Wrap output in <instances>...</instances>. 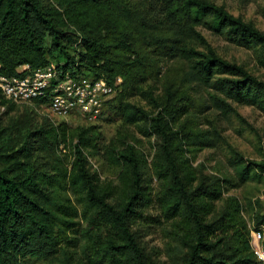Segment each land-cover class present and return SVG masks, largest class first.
<instances>
[{"label": "trees", "instance_id": "trees-1", "mask_svg": "<svg viewBox=\"0 0 264 264\" xmlns=\"http://www.w3.org/2000/svg\"><path fill=\"white\" fill-rule=\"evenodd\" d=\"M198 26L260 50L264 68V33L215 0H0V76L53 62L121 86L126 97L139 93L152 113L119 99L116 120L143 124L155 140L148 161L132 144L104 142L95 125L71 130L46 118L39 125L28 110L0 120V264H153L138 234L150 217L163 224L172 264H262L250 232L264 226V201L224 194L264 184V150L252 161L230 149L232 173L216 175L184 154L190 144L225 142L222 122L242 120L236 107L264 113V81L217 56ZM162 57L185 62L187 71L183 85L163 82L155 95L144 86L160 74L154 65ZM182 86L203 94L192 98ZM4 106L8 117L15 105L0 92ZM86 153H102L114 181H100Z\"/></svg>", "mask_w": 264, "mask_h": 264}, {"label": "rangeland", "instance_id": "rangeland-1", "mask_svg": "<svg viewBox=\"0 0 264 264\" xmlns=\"http://www.w3.org/2000/svg\"><path fill=\"white\" fill-rule=\"evenodd\" d=\"M45 3L48 0H44ZM53 2V1H52ZM216 4L222 5L227 12L235 17H240L245 22L251 23L255 28L264 33V0H215ZM54 3V2H53ZM196 31L201 34L208 45L220 58L241 65L250 74L264 81V68L260 64L262 60L261 51L256 48L245 49L237 47L234 44L228 42L223 36L214 34L212 31L207 30L202 26H198ZM199 50H203L202 46L193 43ZM152 51L148 52L151 53ZM153 59H159L157 56H153ZM159 64L154 65V69L159 71L160 74L154 80H148L145 82L144 89L153 87L155 89V95L160 94L161 86L163 82L170 81L175 83L176 87L182 84V77L187 71V64L179 60H164L160 58ZM21 68L18 69L20 71ZM161 80V81H160ZM121 80L118 81L120 83ZM193 87V86H192ZM182 90H186L187 93L193 98V96H200L203 94V90L198 88H191L188 86L180 87ZM121 86L113 90L112 95L108 98L109 102L105 104L104 115L111 117L109 121L96 120L93 122H87L83 119H60L52 116L47 112L45 107L39 103H14L15 110L9 113V116H4L2 113L6 106L0 107V120L5 124L9 117H17L23 114L25 111H32V120L41 124L44 119H48V123L58 125L61 122H65L72 130L79 126L95 125L98 129V133L106 143L116 144H132L135 149H138L144 155H146L148 161L151 160L154 148L155 140L152 137L147 136L144 130L143 124L139 126L126 125L122 121H118L116 116V103L119 99L127 100L131 103H135L137 106L152 113L151 106L148 102L139 94L135 96L121 94ZM135 93L136 90H131ZM237 113L242 120L235 117H231L229 120L223 121L221 124V137L225 142L217 143V147L213 149L202 148L194 144L186 146L188 150L184 155L192 159V164L195 168L199 169L204 174L216 175L218 172L232 173L231 167V152L239 153L244 157V160L257 161L260 159L261 151L264 150V113L255 107L240 106L236 107ZM229 145V148L227 147ZM62 159L71 160L69 149L60 150L59 153ZM87 155V153H86ZM88 161L91 165L92 171L98 174L100 181L106 182L114 181L115 169L108 165L106 158L101 153L96 157L87 155ZM155 188V183L152 184ZM234 196L241 201L250 200L255 201L260 199L264 201V184L248 183L241 188L227 191L224 197ZM155 212L151 210L149 214L155 216ZM244 217L248 223H251L249 214L244 213ZM252 225V224H251ZM163 224H157L153 218H148L147 221L142 222L139 225V236L141 244L144 246L146 252L150 255L153 264H172L171 260L166 255V242L163 237L165 233L162 232ZM252 239L250 237V243ZM253 244V243H252ZM26 264H42L38 261H29Z\"/></svg>", "mask_w": 264, "mask_h": 264}, {"label": "built area", "instance_id": "built-area-1", "mask_svg": "<svg viewBox=\"0 0 264 264\" xmlns=\"http://www.w3.org/2000/svg\"><path fill=\"white\" fill-rule=\"evenodd\" d=\"M23 72L18 77L0 76V92L13 103H39L49 114L64 120L93 122L105 117L104 107L114 89L103 80L53 62L37 69L22 66L19 73ZM263 233L264 226L250 232L252 251L262 264Z\"/></svg>", "mask_w": 264, "mask_h": 264}]
</instances>
